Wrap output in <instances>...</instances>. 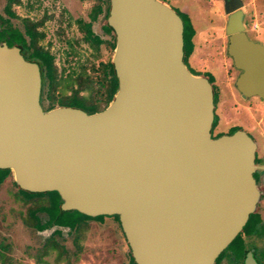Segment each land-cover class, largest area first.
<instances>
[{"label":"water","instance_id":"95a60500","mask_svg":"<svg viewBox=\"0 0 264 264\" xmlns=\"http://www.w3.org/2000/svg\"><path fill=\"white\" fill-rule=\"evenodd\" d=\"M117 80L94 112L39 102L36 62L0 42V168L61 209L117 215L135 264H213L260 198L256 144L241 128L211 136L212 86L182 60L183 24L165 0H108ZM236 87L264 99V44L224 0ZM251 259V257H250Z\"/></svg>","mask_w":264,"mask_h":264},{"label":"rangeland","instance_id":"374dc122","mask_svg":"<svg viewBox=\"0 0 264 264\" xmlns=\"http://www.w3.org/2000/svg\"><path fill=\"white\" fill-rule=\"evenodd\" d=\"M165 1L187 13L195 27L196 33L192 38L195 50L188 64L200 72L208 71L214 77L217 102L213 132H229L231 126H240L253 132L264 145V100L254 96L242 97L234 85L239 70L234 67L227 52L224 0ZM6 3L7 0H0V28L12 26L22 31V18L37 21L46 16L40 25L43 38L39 41L48 46L56 69L62 75L69 71L78 72L84 66L87 73L96 76L100 70L93 72L91 67H98L100 62L110 60L112 35L102 29L105 3L101 12L90 22L91 31L101 39L97 49L82 40V31L76 21L90 20L93 0H18L10 5L13 15L6 12ZM241 9L247 37L264 44V0H241ZM42 104L47 105L45 99H42ZM13 182L10 173L0 183V240L9 244V255L15 264H64L63 261L54 263L53 252L44 256L47 262L40 263L35 261V254L55 229L60 230L54 235L55 239L72 252L73 233L66 226L52 225L36 229L26 225L22 220L26 205L22 206L21 201L14 199L16 185ZM37 215L41 221L47 217L44 212ZM255 243L264 244V238H256ZM81 245L83 249L78 258H71L70 264H132L119 222L112 215L103 216L100 220L89 219Z\"/></svg>","mask_w":264,"mask_h":264},{"label":"trees","instance_id":"16d2710c","mask_svg":"<svg viewBox=\"0 0 264 264\" xmlns=\"http://www.w3.org/2000/svg\"><path fill=\"white\" fill-rule=\"evenodd\" d=\"M18 0H7L5 10L9 15H13L10 10L12 2ZM94 3L89 13V21H82L77 19L79 28L82 31V40L88 42L94 49H97L98 43L101 39L94 34L90 29L91 20L95 19L96 15L101 12L102 5L106 4V13L109 6L108 0H93ZM180 16L183 24L182 37V60L193 73L201 74L207 77L212 84L214 77L208 71L200 72L195 70L188 64V58L193 51L194 43L193 36L195 34V27L189 15L178 8L172 6ZM43 18L32 21L27 18H22V31L16 27L7 26L0 28V42H5L8 46L17 45L23 57L27 60H38L42 66L41 84L43 99L46 100L47 105L43 106L44 109L51 108L55 105H68L79 107L86 112H94L103 109L117 86V80L114 73L113 65L110 60L100 62L98 67H91V71L95 72L100 70L99 74L93 76L85 71V67L81 66L78 72L69 71L66 75L58 72L56 65L53 61L52 54L44 49L43 45H38V41L43 38V32L39 31L36 27L42 25ZM106 31H111V28L105 24ZM110 45L114 46V34H112V42ZM208 74V75H207ZM68 90V92H66ZM83 91V92H82ZM216 102V95L213 98ZM216 123V116L214 115L212 127ZM229 132L219 131L215 136L223 133H231L237 126H231ZM10 174L8 168H0V183ZM15 184V182H13ZM16 185V184H15ZM14 199L21 201V205L25 207L24 215H22L23 222L36 229H43L51 225L66 226L69 232L73 233L72 244L73 251L69 252L61 243H59L54 235L60 232L55 229L52 234L45 239L39 247L38 252L35 254L36 262H47L44 256L54 253L53 261L58 263L63 261L64 264H70L71 258L76 260L83 247L81 239L84 237L87 221L89 219L100 220L104 215L88 216L75 209H61L60 198L56 191H28L16 185L14 192ZM38 212H44L47 217L41 221ZM256 214L250 213L243 230L249 232L256 220ZM117 219V215H112ZM118 220V219H117ZM240 233H238L231 241L230 246L239 241ZM239 247V246H238ZM9 244L0 240V264H15L13 258L9 255ZM238 254L242 252V245L239 247ZM129 260L135 264L130 251H128Z\"/></svg>","mask_w":264,"mask_h":264},{"label":"flooded vegetation","instance_id":"af4514ba","mask_svg":"<svg viewBox=\"0 0 264 264\" xmlns=\"http://www.w3.org/2000/svg\"><path fill=\"white\" fill-rule=\"evenodd\" d=\"M108 11V9H107ZM106 16L105 15V23L102 25V29L105 33H110L111 35L114 34L113 31H106L104 28V25L107 24L106 22ZM39 31L43 32V30L40 28V26L36 27ZM43 45L38 41V45ZM44 49H47L49 51L48 46L45 44L43 45ZM50 52V51H49ZM31 61H34L37 63L39 67V72H40V78H41V73H42V66L38 60L30 59ZM234 65V63H233ZM236 69L239 70V73L242 71L241 68L237 67L234 65ZM237 74L235 80H234V85L236 87V79L239 75ZM212 86V94L213 98L214 95H216L217 98V93L215 90V85L211 84ZM237 89V87H236ZM238 90V89H237ZM240 92V91H239ZM240 95L242 97H249V96H254L257 97L261 100H264L263 98L259 97L258 95H248L244 96L240 92ZM42 99H43V94H42V84L40 88V95H39V102L42 108L44 109V105L42 104ZM217 102V99H216ZM216 102L214 103L213 101V118L215 114V107H216ZM215 125L212 127L211 126V136L215 137L216 133L213 132ZM239 128L243 129L242 127L239 126ZM254 140L256 147H255V152H254V164H255V169L253 171V177L255 178L256 183L259 186L260 190V198L259 201L257 202L256 208L253 213L256 215V222L254 223V226L249 232H246L242 229L240 233V239L235 243L234 245L230 246V243L218 254V256L215 258L213 264H264V244H256L255 240L256 238L261 237V240L264 238V145L261 144L257 136L253 134V132L244 129ZM264 144V140H263ZM104 216H109V215H104ZM52 226V225H51ZM58 226V225H57ZM50 227V226H49ZM244 227V226H243ZM47 228V227H45ZM242 245V252L238 254L239 247ZM239 246V247H238ZM251 257V259H250Z\"/></svg>","mask_w":264,"mask_h":264},{"label":"crops","instance_id":"0c3cea01","mask_svg":"<svg viewBox=\"0 0 264 264\" xmlns=\"http://www.w3.org/2000/svg\"><path fill=\"white\" fill-rule=\"evenodd\" d=\"M195 33H196V31H195ZM194 35H195V34H194ZM193 37H194V36H193ZM192 40H193V39H192ZM193 43H194V42H193ZM194 50H195V43H194L193 51H194ZM193 51H192V53H193ZM192 53H191V54H192ZM191 54H190V56H191ZM190 56H189V57H190ZM188 59H189V58H188Z\"/></svg>","mask_w":264,"mask_h":264}]
</instances>
